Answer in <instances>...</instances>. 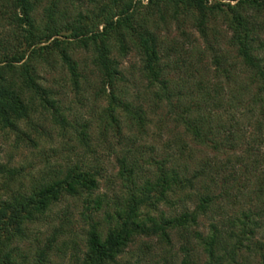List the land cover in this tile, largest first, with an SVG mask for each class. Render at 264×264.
Wrapping results in <instances>:
<instances>
[{
	"label": "trees",
	"instance_id": "obj_1",
	"mask_svg": "<svg viewBox=\"0 0 264 264\" xmlns=\"http://www.w3.org/2000/svg\"><path fill=\"white\" fill-rule=\"evenodd\" d=\"M171 23L191 25L204 46L182 30L185 41L166 49L158 29ZM207 53L211 62L203 64ZM131 54L138 61L131 69L145 81L134 100L122 68ZM45 68L59 69L81 99L90 93L103 102L97 120L71 123L62 87L47 84ZM175 68L185 74L179 82L167 78ZM161 107L173 126L158 150L141 141ZM54 133L72 143L79 160L65 156L62 165L47 157L31 170L0 162V264H59L56 257L62 264H121L137 240L171 246L180 229L198 240L206 255L199 264H243L242 250L255 247L264 264L250 215L238 219V233L236 221L230 230H191L215 198L209 186L196 188L211 174L208 163L191 170L183 158L190 139L216 152L243 146L236 163L253 171L264 166V0H0V134L38 147ZM97 149L115 154L119 186L112 197L100 193L101 171L89 162ZM257 177L262 196L264 175ZM191 191L198 198L192 211L184 203ZM70 201L82 209L75 214ZM178 204L180 214L162 209ZM45 224L50 231L41 234ZM198 260L187 254L180 264Z\"/></svg>",
	"mask_w": 264,
	"mask_h": 264
},
{
	"label": "rangeland",
	"instance_id": "obj_2",
	"mask_svg": "<svg viewBox=\"0 0 264 264\" xmlns=\"http://www.w3.org/2000/svg\"><path fill=\"white\" fill-rule=\"evenodd\" d=\"M182 30L187 34H190V39L198 41L197 44L199 43V46H204L203 42L199 40V34L196 33L191 25L186 23L185 25H180L179 29L178 24L171 23L166 24L165 26L160 25L158 29L160 38L165 40L166 49L169 48V45L173 40L179 43L185 41L184 37L181 36ZM220 31L222 36L220 46L222 49L226 50L227 39L226 37L224 38L225 30L220 28ZM210 62L211 54L207 53L204 57L203 64H208ZM133 65H138L137 58L133 54L129 55L122 62L123 72L126 79L129 81L125 86L129 88L132 100H134L133 98L136 94L141 96L145 92L143 88L145 81L139 77L136 70L131 69V66ZM90 70V67H88L86 74L94 81ZM41 72L42 77L47 84L54 83L55 87L59 88L58 84L62 87L59 90L60 100L64 103V106L67 107V109L68 107L71 108L66 113L71 123L79 126V124H83L88 119L97 120L99 114L98 108L103 102L98 104L92 99L90 93L84 94L83 99H81L82 96H77L74 89H72L70 82H67L64 74L59 72V69L55 71L45 68ZM167 78L171 79L173 82H179L182 78H185V74L183 71L180 72L175 68L173 71L169 72ZM226 95L227 92H225V96ZM78 100H82L81 103H79ZM165 112V108L161 107L156 111V115L151 116L153 124L149 128V135L144 137L141 141L143 145L153 144L156 145L158 150H160L163 142L168 139V130L172 128L173 125ZM240 121L241 123H246L244 119ZM56 136L57 134L54 133L52 138H44L42 142L39 143L38 147H34L26 141L16 145L14 137L5 138L0 134V162H9L12 166L31 170L32 168H35V166H41V162L47 157L51 158L52 161L54 159L59 160L58 162L62 165L65 164V156H70L72 163L79 160L80 157L78 152L73 153L70 151L72 143L65 140V143L63 144L58 139L56 140ZM111 142L115 143L116 141L111 138ZM187 143L190 147L187 146L189 149H192V151L191 153H186L183 158L190 166L191 170L199 168L201 164L207 162L208 167L206 168L211 172V174L208 173L210 175L204 179V182L198 184L196 188L200 191L203 186H209V192L212 194V197L215 198L211 210L205 215L199 217L198 225L193 226L191 230L198 231L201 234H207L212 224L217 225L221 230H230L231 222L236 221L237 227H233V231L238 233L240 230V222H238V219H241L242 214L245 213L250 215L252 222H257V225H254L252 222L249 224L258 227L256 229L254 241L264 244V195L261 196L259 192H257L259 184L257 175H264V166L258 171H253L251 168L245 169V165L236 163L233 156L236 158L241 155L240 151L242 152V148H244L243 146H238L236 147V150L232 151L224 148L221 152H216L210 147L195 145L191 143L190 139H187ZM259 152L264 153V142L259 147ZM186 156L188 158H186ZM230 159L231 162L229 163ZM89 162L95 164V167H98L101 171L102 178L100 179V193H105L112 197L113 192H116L119 186V181L115 179L117 172L115 154L109 153L107 149H97L95 154L90 155ZM211 178H213V180ZM3 192L4 191L0 190V196H4ZM192 192L193 191H191V199L186 198V200H184V203L186 204L185 206H187L190 211L198 205V198L196 197L197 193ZM185 194H181L179 198L184 197ZM173 200H177V198ZM70 205V209L75 214L82 209L81 202L73 203L70 201ZM61 206L54 209L55 213L63 208V205ZM162 209L167 215L172 214V212L180 214L183 211L182 204H178L174 208L163 207ZM74 216V219L78 218L77 215ZM53 219L54 224L57 225L58 220H56L54 216ZM74 226V229L80 232V224H75ZM39 230L41 234H46L50 231V227L45 224V226ZM191 233L190 229L188 231H183V229L176 231L174 235H172L171 246L165 245L156 238H153L152 240L147 238L139 239L129 247L127 253L121 259V264H180L181 260L187 254L196 260L199 259L197 264L202 263L206 259V255L202 253V249L198 247V240H196ZM77 241L79 246H81L82 242L80 237L77 238ZM145 245H148L149 248L145 247ZM251 248H253L252 245ZM259 252L258 247H255L252 251L243 249L240 255V258L243 259L242 261H245L243 264H258ZM61 258L64 260L66 259L63 255H61ZM55 260V262L62 264L59 257H56Z\"/></svg>",
	"mask_w": 264,
	"mask_h": 264
}]
</instances>
